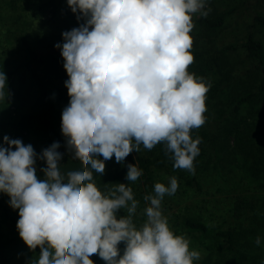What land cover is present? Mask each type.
<instances>
[{"label": "clouds", "instance_id": "1", "mask_svg": "<svg viewBox=\"0 0 264 264\" xmlns=\"http://www.w3.org/2000/svg\"><path fill=\"white\" fill-rule=\"evenodd\" d=\"M80 27L62 33L61 50L68 79L69 104L61 116V132L81 170L63 174L62 154L54 142L39 159L46 162L37 176V154L31 144L3 137L0 146V193L19 210L16 227L28 249L38 247L32 264H194L199 251L176 235L162 214L165 195L178 189L154 185L145 195L146 222L137 228L133 217L139 202L127 184L107 193L94 173H105V161L123 163L140 146L165 145L175 169L194 174L201 138L194 129L206 122V98L211 83L188 71L192 53L193 16L207 17L206 0H67ZM0 71V101L10 95ZM13 148L15 150H13ZM102 156L103 159L98 157ZM127 181L142 171L127 165ZM127 215L118 217L119 210ZM124 243L123 254L119 245ZM260 245V238L255 240Z\"/></svg>", "mask_w": 264, "mask_h": 264}, {"label": "trees", "instance_id": "2", "mask_svg": "<svg viewBox=\"0 0 264 264\" xmlns=\"http://www.w3.org/2000/svg\"><path fill=\"white\" fill-rule=\"evenodd\" d=\"M253 1L259 4L260 10L254 11L238 45L229 43L214 48L205 42L211 39L209 34H194L192 53L195 61L188 71L211 83L206 98L207 111L204 113L206 122L191 133L193 139L201 138L199 154L194 159V174L175 169L171 154H166L164 144H158L152 150L141 145L140 151L132 152L123 163H117L115 157L105 161V173L102 176L93 174L96 185L105 193L116 184H127L139 202L137 209L140 210L146 204L145 195L155 194L154 185L158 182L165 184L164 180H155L163 173L175 175L185 189H193L195 193L205 190L210 177L223 170L229 173H222L223 178L219 180L216 178L215 185L220 187L218 189L227 190L225 176L237 173L243 194L237 196L235 201L225 197L227 201L206 198L196 202L194 199V205L185 204L180 208L186 210L179 215L177 224L180 232L196 247H203L201 258L194 264H264V0ZM235 11L234 6L214 7L207 17L198 14L193 22L200 31L219 30ZM74 19L76 26L73 28H77V22L84 23L83 19ZM201 37L205 41L201 42ZM19 47L23 55L15 66L0 68L6 74L7 85L14 84V74L21 70L27 71L32 85L41 94L35 100L37 106L46 105V112H50L49 108L56 100L69 103L65 87L68 76L61 54L41 57L24 35L21 36ZM51 73L57 79L56 97L45 84L44 76ZM49 125L45 127L44 142L33 146L38 157V178L44 179L41 169L46 167V162L39 156L54 142L60 144L57 151L62 154L59 162L61 172L66 175L69 171L81 170L80 161L73 158L74 153L62 135L61 125ZM22 127V121L1 120L0 137L7 135L10 139H20L28 145ZM2 130L5 133L2 134ZM2 146L8 145L3 142ZM98 158L103 159L102 156ZM128 164H135L142 171L135 182L126 179ZM9 201L7 194L0 193V223L16 226L19 210L13 209ZM204 211L219 215L223 220L219 223L207 219ZM257 237L261 241L259 246L255 243Z\"/></svg>", "mask_w": 264, "mask_h": 264}, {"label": "rangeland", "instance_id": "3", "mask_svg": "<svg viewBox=\"0 0 264 264\" xmlns=\"http://www.w3.org/2000/svg\"><path fill=\"white\" fill-rule=\"evenodd\" d=\"M225 6H234L236 11L226 19L219 30L200 31L194 23L195 26L190 35L194 38V34L197 33L209 34L211 39L205 41V38L201 37L200 41H205L214 48L229 43L238 45L243 39L247 23L252 20L254 11L260 10V7L253 0H206L205 10L211 9L212 11L214 7L221 8ZM198 14H195L193 18ZM76 17L77 15L68 6L67 0H0V68H12L21 59L23 53L19 44H21L22 35L43 58L61 54V50L56 48L55 45L63 44L61 35L76 26V19H74ZM82 23L83 21L80 24L77 22V27H80ZM13 78L14 84L7 85L5 90L10 95L7 99L0 101V121H22V130L29 144L39 146L45 140L46 126H50L49 124L61 125L62 111L69 103L56 100L49 108L50 112H46L48 110L46 105L37 106L35 104V100L41 94L38 88L32 85L29 73L21 70L14 74ZM44 78L47 89L56 97L57 79H55L53 73L47 74ZM6 127L8 128L9 124ZM3 133L5 131L2 130ZM2 143L3 135L0 137V146H2ZM222 173L229 172L223 170L210 177L209 182L204 187L205 190L198 193H195L193 189H185L177 178L179 185L177 191L174 195H165L161 203L162 214L167 218L170 229L176 235L185 237L180 232L177 224L179 223L180 213L186 211L184 209L180 210L185 204L194 205V199L196 202H201L206 198L227 201L224 197L233 202L237 196L243 194L241 193L242 183L237 173H233L229 177L225 176L228 185L227 190L218 189L220 187L215 184L217 179L223 178ZM171 177H175V175L163 173L155 180L156 182L164 180L166 181L164 185L168 186ZM147 206H149V202L146 201L145 206H142L140 210H136L133 220L137 228L146 222L145 209ZM204 213L207 215V219H213L215 222L220 223L223 220L219 215L205 211ZM117 215L118 217L127 215L126 209L119 210ZM124 247L125 245L122 242L119 245L121 254H123ZM202 248L196 247L190 241V250L201 252ZM39 254V247L35 251L28 249L20 238L16 226L0 223V264H32L33 260H38ZM90 258L94 261V264H105V261L98 255H93Z\"/></svg>", "mask_w": 264, "mask_h": 264}]
</instances>
